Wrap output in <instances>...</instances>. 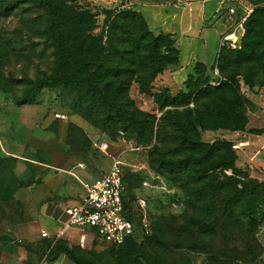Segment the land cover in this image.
Masks as SVG:
<instances>
[{"label": "rangeland", "instance_id": "rangeland-1", "mask_svg": "<svg viewBox=\"0 0 264 264\" xmlns=\"http://www.w3.org/2000/svg\"><path fill=\"white\" fill-rule=\"evenodd\" d=\"M247 1V8L251 9L249 16L241 24L236 22L230 26L222 35L230 34L228 37H233L221 45V49L230 52L232 56L242 48L246 26L255 9L261 8L264 13V0ZM109 2L110 0H73L70 3L75 10L93 15L92 33L96 34L105 23L106 9L136 10L130 6L114 7ZM47 6L49 8L44 0H0V202L20 188L39 181L46 170L44 164L54 162L61 150L65 155L75 156L84 163L91 164L96 171L103 164V159H109L108 154L117 155L135 165L132 168L126 167L124 171L127 213L133 219L139 217L142 212L138 200L142 198L146 203L145 212L151 224V234L143 238H131L120 246L101 241L94 232H90L88 240L80 246L76 236L77 240L70 249L71 261L76 264H253L246 257L238 259L236 254H231L227 261L219 262L217 256L216 258L205 249H199L203 245H209L206 247L213 249H243V238L237 233L234 235L236 229L227 228V238L221 234L201 236L200 245L194 250L181 247L186 242L184 228L192 227V221L204 219L205 214L193 210L188 204L186 191L180 187L175 175L169 174L167 167H160L152 162L153 159L170 161L179 158L174 153L173 139L169 137L161 141V135L158 137V124L165 116L172 117L177 112L183 113L188 108H195L192 98L197 91L206 86L218 87L223 80L218 67L197 68V73L181 90L191 101L163 108L155 102L153 96L141 92L135 80L131 81L129 96L139 111L138 116L153 125L154 133L144 136L148 142L138 140L136 132H124L118 127L121 126L119 123L104 121L97 114H94L97 124L92 125L75 109V103L80 98L73 104L69 102L74 93L70 94L71 90L63 82L47 85L40 83L39 88L32 85L33 81L52 75L58 66L56 61L59 53L46 38L48 20H54L57 16L51 17ZM137 20L140 22L138 18ZM153 35L163 43H171L167 34ZM166 49L167 60L170 62L174 57V50L162 47L161 52ZM235 77L240 93L247 99L245 112L259 104L264 106V83L255 81L248 85L239 74ZM260 78L264 80V74ZM155 86L150 92L165 85L157 80ZM177 91L170 89L169 93L176 95ZM86 103L81 106L84 107ZM99 110L103 113L105 107ZM56 113L65 114L66 119L55 117ZM79 122L86 124L91 134H87L79 126ZM228 131L230 130L223 128L204 129L200 130V138L212 143L214 140L227 139L224 134ZM92 140L108 143L107 153L91 152L89 147ZM161 143L164 144L163 147H160ZM233 144L237 168L244 170L250 177L263 181L264 174L258 168L241 161L239 152L235 149V144L240 143L234 141ZM160 151L161 155L157 153ZM225 172L231 174L230 169ZM152 175L159 176V182L164 181L173 191L167 193L144 187L143 177L150 178ZM183 175L184 172L180 174L184 177ZM216 225L212 226L213 230L221 233L223 225ZM258 241L264 251L263 229L258 233ZM258 264H264V254Z\"/></svg>", "mask_w": 264, "mask_h": 264}, {"label": "trees", "instance_id": "trees-1", "mask_svg": "<svg viewBox=\"0 0 264 264\" xmlns=\"http://www.w3.org/2000/svg\"><path fill=\"white\" fill-rule=\"evenodd\" d=\"M71 1L44 0L49 4L47 12L50 16H57L48 20L46 38L59 53L56 61L59 69L57 66L52 75L33 81V87L39 88L40 83L63 82L71 90L70 94L74 93L69 102L73 104L80 98L75 109L92 125L97 124L94 119L97 114L104 121L119 123L121 126L118 127L124 132H136L138 140L148 142L144 136L154 133L152 122L138 116L139 111L129 96V87L135 80L141 92L153 96L161 108L191 101L182 89L176 95L170 94L166 86L150 92L157 85L158 75L177 61L174 38L169 33L159 32L169 35L171 43L161 42L137 10L106 9L102 29L93 34V15L75 10ZM263 14V9L259 8L251 15L241 50L232 56L221 46L218 49L213 66L216 65L223 75L220 85L197 91L192 98L195 108L177 112L172 117L165 116L158 124V137L161 135V141L171 137L175 143L174 153L179 158L170 161L153 159L152 162L167 167L169 174L175 175L180 187L186 191L188 204L205 214L204 219L193 220L192 227L184 228L186 242L181 247L194 250L199 247L201 236L221 234L227 238V228L240 231H235L234 235L237 233L243 238V249L206 247L209 245L199 248L217 256L219 262L236 254L238 259L246 257L250 263L258 264L264 254L258 241V233L264 230V180L252 178L237 168L231 141L219 139L208 143L200 138V130L204 129L245 130L247 99L240 93L235 76L239 74L248 85L255 81L264 83L260 78L264 74ZM162 47L174 50L170 62L166 56L168 50L161 52ZM199 67L206 68L197 64L195 74ZM194 75L189 76L185 85ZM84 103L86 105L82 107ZM101 107H105L103 113L99 110ZM163 145L161 143L160 147ZM157 153L161 155V151ZM227 169L231 174L225 172ZM182 172L184 177L180 176ZM126 194L125 182L123 204L127 213ZM214 224L216 227L223 225L221 233L213 230ZM70 249H66L69 258Z\"/></svg>", "mask_w": 264, "mask_h": 264}, {"label": "crops", "instance_id": "crops-1", "mask_svg": "<svg viewBox=\"0 0 264 264\" xmlns=\"http://www.w3.org/2000/svg\"><path fill=\"white\" fill-rule=\"evenodd\" d=\"M247 0H110L113 6L133 7L144 17L153 33L172 35L177 48V61L169 65L157 77L170 89H182L189 76L195 74L197 64L211 68L214 64L221 37L236 22V16L228 13L229 7L247 8ZM237 27H235L236 29ZM79 126L87 133L86 124ZM239 152L241 161L258 168L264 174V106H255L246 113L245 130L224 134ZM91 136V135H89ZM97 141L92 140L91 152L102 153ZM234 146V144H233ZM239 150V151H238ZM44 164L46 170L39 181L18 191L0 202V264H76L66 249L72 248L83 238V245L92 229L83 232L68 228L60 231L67 220L65 209L80 202L86 193L85 184L103 175L110 167L112 157L103 159L98 171L91 164L75 156L65 155ZM107 153V152H106ZM125 160V159H124ZM129 162V161H128ZM134 167L133 162H129ZM153 176L150 189L162 190ZM167 193L173 191L166 183ZM139 202L145 204L142 198ZM42 232L45 236H42ZM82 245V246H83ZM81 246V245H80Z\"/></svg>", "mask_w": 264, "mask_h": 264}, {"label": "built area", "instance_id": "built-area-1", "mask_svg": "<svg viewBox=\"0 0 264 264\" xmlns=\"http://www.w3.org/2000/svg\"><path fill=\"white\" fill-rule=\"evenodd\" d=\"M250 8L229 7L228 13L235 15L238 24H241L250 14ZM228 35L221 37V45L227 41ZM232 36V35H231ZM55 117L66 119L65 114L56 113ZM107 147L106 142L99 144L101 150ZM130 167L129 162L120 158L112 157L109 169L91 183L85 184L86 193L80 202L70 205L65 209L67 220L64 223L60 234L68 228H76L83 232L85 229H92L98 238L113 246H120L128 238L146 237L151 234V224L145 212V204L138 200L141 214L137 218L127 215L123 204L125 194L124 171ZM153 179H160L153 176ZM150 181L143 180V185L150 186ZM158 187L168 191L165 182L158 180ZM42 236L45 233L42 232ZM80 245H83V238H80Z\"/></svg>", "mask_w": 264, "mask_h": 264}]
</instances>
